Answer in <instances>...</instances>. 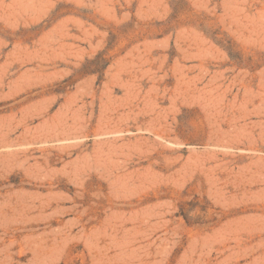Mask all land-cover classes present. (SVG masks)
Returning <instances> with one entry per match:
<instances>
[{
	"label": "rangeland",
	"instance_id": "obj_1",
	"mask_svg": "<svg viewBox=\"0 0 264 264\" xmlns=\"http://www.w3.org/2000/svg\"><path fill=\"white\" fill-rule=\"evenodd\" d=\"M0 74V264H264V0H0Z\"/></svg>",
	"mask_w": 264,
	"mask_h": 264
},
{
	"label": "bare ground",
	"instance_id": "obj_2",
	"mask_svg": "<svg viewBox=\"0 0 264 264\" xmlns=\"http://www.w3.org/2000/svg\"><path fill=\"white\" fill-rule=\"evenodd\" d=\"M18 6H19V5H18ZM28 10H29V9H28ZM81 24H82V23H81ZM80 26H81V25H80ZM62 28H63V27H62ZM60 29H61V28H59V31H60ZM79 29H80V27H79ZM85 32H86V31H85ZM86 33H88V32H86ZM86 33H85V34H86ZM59 34H60V33H59ZM59 36H61V34H60ZM61 37H62V36H61ZM50 38H51V37H50ZM44 40H45V39H44ZM40 41H41V39H40ZM45 41H46V40H45ZM45 43H47V42H45ZM41 45H42V44H41ZM65 45H66V44H65ZM42 46H43V45H42ZM63 46H64V45H63ZM43 47H44V46H43ZM43 47H42V49H43ZM61 48H62V47H61ZM55 52H56V51H55ZM35 53H36V52H35ZM42 54H43V53H42ZM12 55H13V54H12ZM33 55H34V54H33ZM33 57H34V56H33ZM16 61H17V60H16ZM33 71H34V70H33ZM27 72H28V71H27ZM0 75H1V74H0ZM29 75H30V74H29ZM38 75H39V74H38ZM23 78H24V77H23ZM38 78H40V77H38ZM40 79H42V78H40ZM21 80H22V79H21ZM34 81H35V80H34ZM21 82H22V81H21ZM25 83H26V82H25ZM10 90H11V89H10ZM8 92H9V90H8ZM70 100H71V99H70ZM44 102H45V101H44ZM68 106H69V105H68ZM65 108H66V107H65ZM78 110H79V109H78ZM23 111H24V110H23ZM39 111H40V110H39ZM67 111H68V110H66V112H67ZM74 111H75V110H74ZM40 112H42V111H40ZM25 113H26V111H25ZM19 114H20V113H19ZM31 115H32V114H31ZM64 115H65V114H64ZM20 116H21V115H20ZM57 116H58V115H57ZM57 116H56V117H57ZM58 117H59L58 120L61 119L60 116H58ZM63 117H64V116H63ZM65 117H67V116H65ZM77 117H78V116H77ZM22 118H23V117H22ZM24 118H25V117H24ZM31 118H32V117H31ZM38 118H39V117H38ZM70 118L72 119V117H70ZM7 120H8V119H7ZM18 120H20V119H18ZM72 121H73V120H72ZM7 122H8V121H7ZM45 123H46V122H45ZM63 123H64V121H63ZM46 124H47V123H46ZM53 124H54V122H53ZM60 124H61V123H60ZM65 124H66V122H65ZM43 125H45V124H43ZM63 125H64V124H63ZM69 125H70V124H69ZM16 126H17V125H16ZM52 126H53V125H52ZM48 127L50 128V124H49ZM56 127H57V126H56ZM62 127H63V126H62ZM7 128H8V127H7ZM25 128H27V127H25ZM64 128H65V127H64ZM27 129H28V128H27ZM47 130H48V129H47ZM68 130H69V129H68ZM27 131H28V130H27ZM52 132H53V131H52ZM58 132H59V131H58ZM70 132H71V131H70ZM56 134H57V133H56ZM64 134H66V133H64ZM57 135H58V134H57ZM66 135H67V134H66ZM49 136H50V135H49ZM53 136H54V135H53ZM55 136H56V135H55ZM45 137H46V136H45ZM65 137H66V136H65ZM44 140H45V139H44ZM59 141H60V140H59ZM116 214H117V213H116ZM113 215H114V214H113ZM113 215H110V216L112 217ZM114 216H115V215H114ZM117 217H118V216H117ZM117 217H115V218H117ZM119 218H121V217H119ZM109 219H110L109 221H111V220L113 221V219H111L110 217H109ZM107 220H108V219H106L105 222H106ZM118 220H119V219H118ZM116 221H117V219L115 220V222H116ZM119 222H121V221H119ZM107 223H108V222H107ZM109 223H111V222H109ZM109 223L107 224V226L110 225ZM120 224H121V223H120ZM107 226H105V227H107ZM110 226H111V225H110ZM110 226H109V227H110ZM114 226H115V225H114ZM118 226H120V225H118ZM118 226L116 225V227H118ZM121 226H122V225H121ZM121 226H120V227H121ZM103 227H104V226H103ZM105 227H104V228H105ZM109 229H110V228H109ZM94 230H95V229H94ZM105 230H106V229H104V231H105ZM106 231H107V230H106ZM93 232H94V231H93ZM93 232H92V233H93ZM96 232H97V231H96ZM98 232H99V231H98ZM111 232H112V231H111ZM116 234H117V233H116ZM94 235H99V234H95V233H93L92 236H94ZM103 235H104V236H107L106 233H105V234L103 233ZM89 236H90V235H89ZM108 236H109V235H108ZM121 236H122V235H121ZM99 237H100V236H98V238H99ZM113 237H114V236H113ZM85 238H86V237H85ZM93 238H94V237H93ZM98 238H96V236H95V239H98ZM109 238H110V236H109ZM123 238H125V237H123ZM123 238H121V240H122ZM113 239H114V238H113ZM90 240H91V239H90ZM90 240H89V241H90ZM87 241H88V240H87ZM96 241H97V240H96ZM97 242H98V241H97ZM115 242H117V241H115ZM89 243H90V242H89ZM99 243H100V241H99ZM95 244H96V243H95ZM97 244H98V243H97ZM108 244H110V242H109ZM118 244H119V243H118ZM118 244L115 245V247L117 246V247L120 248V246H118ZM38 245H39V244H38ZM90 245H91V244H90ZM39 246H40V245H39ZM39 246H37V247H39ZM96 246H98V245H96ZM112 246H114V245H112ZM123 246H124V242H123ZM123 246H122V244H121V248H123ZM89 247H90V246H89ZM92 247H93V244H92ZM115 247H114V248H115ZM6 248H7V247H6ZM96 248H97V247H94V250H95ZM100 248H101V247H100ZM103 248H105V247H103ZM103 248H102V249H103ZM119 248H117V249H119ZM147 248H148V247H147ZM7 249H8V248H7ZM39 249H40V248H39ZM42 249H43V248H42ZM97 249H98V251L100 252V250H99V246H98ZM97 249H96V250H97ZM102 249H101V250H102ZM108 249H109V247H108ZM90 250H91V248H90ZM113 250H114V249H113ZM118 251H119V250H118ZM99 252H98V253H99ZM103 252H104V251H103ZM147 252H148V251H147ZM106 253H108V252H106ZM123 253H124V252H123ZM125 253H126V251H125ZM125 253H124V254H125ZM148 253H149V252H148ZM115 254L118 255V253H115ZM119 254H120V253H119ZM124 254H123V255H124ZM149 254H150V253H149ZM49 255H50V254H49ZM104 255H105V253H104ZM117 255H116V256H117ZM146 255H147V254H146ZM44 256H45V254H44ZM47 256H48V255H47ZM47 256H46V258H47ZM102 256H103V255H102ZM116 256H114V259H115ZM98 257L100 258V256H98ZM120 257H122V251H121V256H120ZM148 257H149V256H148ZM41 258H42V257H41ZM105 258H107V257H105ZM109 258H110V257H109ZM117 258H118V257H117ZM146 258H147V256H146ZM111 259H112V258H111ZM120 259H121V258H120ZM120 259H118V260H120ZM40 260H42V259H40ZM99 260H100V259H99ZM118 260L115 259V262L118 261ZM122 260H123V259H122ZM122 260H121V261H122ZM130 260H131V259H130ZM36 261H38V260L36 259ZM148 261H149V260H148ZM95 262H97V263H99V264H102V263L98 262L97 260L94 261L93 263H95ZM106 262H107V261H106ZM118 262H119V261H118ZM118 262H117V263H118ZM141 262H142V261H141ZM141 262H139V263L141 264ZM35 263H36V262H35ZM35 263H34V264H35ZM40 263H41V262H40ZM97 263H95V264H97ZM112 263H113V262H112ZM127 263H128V262H127ZM143 263H144V262H143ZM43 264H45V263H43ZM108 264H110V263H108Z\"/></svg>",
	"mask_w": 264,
	"mask_h": 264
}]
</instances>
